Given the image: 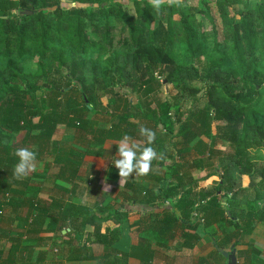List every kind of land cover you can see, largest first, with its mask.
Wrapping results in <instances>:
<instances>
[{
    "label": "trees",
    "instance_id": "trees-1",
    "mask_svg": "<svg viewBox=\"0 0 264 264\" xmlns=\"http://www.w3.org/2000/svg\"><path fill=\"white\" fill-rule=\"evenodd\" d=\"M197 1L199 4L184 0L181 6L165 5L157 13L149 0H73L70 8H62L61 0H0V213L11 196L8 205L13 209L29 207L25 224L28 234L43 226L44 217L50 218L51 226L67 216L68 222L62 223L61 228L68 226L71 231L82 232L91 226L95 243L112 249L120 234L109 232L106 223L114 220L122 224L128 215L99 204L95 210L76 204L65 208L62 200H54L55 209L51 206L41 211L45 216H34L39 209L36 191H32V196L29 177L16 179L13 175L19 158L11 140L23 132L25 136L37 132V140H51L60 126L85 133L92 139L90 144L99 146L107 140H118L123 134L134 136L140 126L131 124L129 119L139 115L141 118L142 110L127 102L120 115L121 124L89 128L84 118L90 111L87 104L95 109L101 105L102 97L123 102L119 87L125 88V93L148 95L153 86L162 87L158 81L162 78L176 93H169L158 109L149 110L151 119L147 120L149 116L143 113L146 119L141 124L154 126L155 130L164 126L165 134L155 137L151 145L163 156L153 162L163 165L173 157L177 145H171V138L191 145L200 155L199 167H213L218 162L222 172L218 186L224 192L221 196L232 195L229 208L233 219L239 217L236 208H241L242 199L253 198V204L247 207L251 210L248 220L252 221L261 196L259 190L264 187V161L249 157L252 150H264V0L253 4L251 0ZM207 41L214 43L213 51L221 57L210 60L205 71L192 69L194 76L189 74L190 79L187 78L174 55L177 45L182 42L185 52L197 62L205 55ZM105 53L110 72L101 75L96 66ZM27 57L36 64L35 72L25 70L22 62ZM108 78L112 79V89L107 88ZM196 79L204 85H198ZM205 88L202 97L207 105L180 122L177 130L172 113H179L182 104L190 100H201L197 96ZM74 92L81 101H74ZM33 118H38L37 122ZM213 121L225 122L222 135L213 133ZM218 141L228 143L233 152L217 150ZM82 159L83 154H64L58 162L57 179L72 184L80 178ZM170 169L174 170L172 166ZM214 175H219L217 169ZM243 177L250 178V187L241 186ZM258 179L261 182L257 189ZM174 190L167 191L164 198L174 197ZM219 198L215 192L211 206L223 210ZM228 224L234 228L231 236L237 239L248 229V225L234 220ZM12 246L6 260L0 251V264H33L30 259H19L23 251ZM111 252L118 254L114 249ZM130 256L133 254L122 255L123 259Z\"/></svg>",
    "mask_w": 264,
    "mask_h": 264
},
{
    "label": "crops",
    "instance_id": "crops-1",
    "mask_svg": "<svg viewBox=\"0 0 264 264\" xmlns=\"http://www.w3.org/2000/svg\"><path fill=\"white\" fill-rule=\"evenodd\" d=\"M111 141L109 145L103 144V158L85 156L84 162L87 165L84 169L89 167L88 172L93 173L90 177L94 175L96 179V203L101 208L120 210L128 215L122 224L114 220L106 223L109 232L117 231L120 234L112 247L118 254L114 255L111 248L95 243L93 227L87 226L81 232L71 231L66 226V230L59 231L64 238L58 246L60 256L53 259L46 256L48 250L52 249L45 240L35 247L36 258L26 259L24 253L22 259H30L33 264H228L224 252L230 254L234 249L238 264H264V187L259 190L261 196L256 201L258 207L253 212L252 221L248 220L247 214L251 210L247 207L253 204V198L249 201L242 199L241 208H236L239 217L233 219L229 208L232 195L221 196L224 192L218 186L222 181L218 162L215 161L213 167H199L200 155L197 149L191 145L190 148L177 146L176 152L172 153L173 157L166 159L163 165L158 161L153 162L148 175L139 176L134 173L121 182L118 169L113 164L118 158V141ZM171 166L174 170H169ZM216 169L219 175H214ZM80 171L81 175L82 167ZM55 181L57 185L60 180L55 178ZM250 181L249 177H243L241 186L250 187ZM70 185L69 195H73L74 187L79 186L75 180ZM172 189H175V196L164 198V194L167 191L170 193ZM215 192L220 196V204L225 209L211 206ZM48 196L42 199H50L47 208L53 207L54 200H62L65 208L67 203L71 204L65 195L53 192ZM44 218L45 223L50 221V218ZM68 219L63 216L58 220L62 224L68 222ZM229 220L248 225L241 238L232 237L234 228L228 224ZM102 231L104 233L105 230ZM0 251L4 252L2 256L6 260L9 256L7 249L1 247ZM129 253L133 256L123 259L122 255Z\"/></svg>",
    "mask_w": 264,
    "mask_h": 264
},
{
    "label": "rangeland",
    "instance_id": "rangeland-1",
    "mask_svg": "<svg viewBox=\"0 0 264 264\" xmlns=\"http://www.w3.org/2000/svg\"><path fill=\"white\" fill-rule=\"evenodd\" d=\"M257 0H251V4L255 3ZM192 4H199L197 0H191ZM62 8H70L74 4H69L65 2V0H61L60 3ZM213 12L216 17H218V13L216 10L213 9ZM232 17V16H231ZM234 17L236 19H239L238 15L234 13ZM218 19V18H217ZM208 27V25L206 26ZM163 30V29H162ZM165 30V29H164ZM165 31H162L164 34ZM205 35H209V31L207 29V32ZM204 36V35H203ZM202 36V38H204ZM186 46L181 42L177 45V49H175V58L177 63L179 64V67L183 73L187 74L186 77L190 79V75L194 76V73L192 72V69H199L200 72L206 70L207 64L210 62V60L219 59L221 57V54L215 53L213 51L214 43L212 41H207L205 43V47L203 50V53L205 55L199 57V59H196L197 62H193V58L191 55H188L185 52ZM92 52H97V50L93 49ZM199 53H196L197 56ZM108 54H102V60H100L99 63H97V68L99 70V73L102 75L103 73L110 72L109 64L105 61L107 59ZM196 63V64H195ZM22 64L25 67V70L27 72H35L36 71V64L31 58H26ZM233 66H235V63L233 62ZM90 68V66H89ZM225 69V67H224ZM90 70V69H87ZM118 79V78H117ZM199 79V78H198ZM196 79L194 82H196L198 85H204L200 80ZM161 82L162 87L158 88V86H153V91L148 94L144 95L143 93L138 92L137 94L133 95L131 93H125L126 89L123 87H119L120 90L118 92V95L120 96V100L123 102H119L116 98L114 100L113 98L108 97H102L100 98L101 105L96 107L95 109H92V105L89 103L87 106L90 107V111L84 114V118L89 123V128H109L113 125H119L121 124V113L123 112V106L127 102L131 104L132 107H136L137 110H142V117L135 116L129 119V122L135 126H143L142 121H144L145 115L143 113H146L148 116L150 111L158 109L159 105L164 103L169 93L175 94L176 91L172 89L171 85H168L167 82H165V79L160 78L158 80ZM112 79L108 78L107 80V88L112 89ZM122 86V85H120ZM202 87V86H201ZM205 87V86H204ZM260 89V88H259ZM262 90V89H260ZM206 93V88L201 91V93L198 94V98H201V100L195 101L190 100L185 104H182V108L179 109L180 112H173L172 113V121L176 122V129L179 130L180 122H185L189 117L190 114L197 113L201 108H204L207 105V100L203 98V94ZM262 97L264 98V90H262ZM74 101H81V98L79 97L78 93L74 92ZM120 105V106H118ZM150 110V111H149ZM152 115L147 117L148 119H151ZM35 122H37L38 118H33ZM147 122V121H146ZM139 127V128H140ZM152 130L155 131L156 136H162L165 134L164 126L160 125L158 129L155 130L154 126H146ZM213 133L217 135H222V133L225 130V122L223 121H213ZM134 131V130H133ZM26 132H23L21 134H18L16 136L12 137L11 144L17 150L18 148H24L27 147L37 153V159H36V168L35 171L31 172L27 177H29V185L28 187L31 189L30 193H32L33 190L36 191V201L39 202L37 204L39 209L34 211L35 214L42 213L41 211L47 208L50 204V199L42 200L44 198H47V196H51L53 192H55L57 195H65L67 199L71 201V204H76L78 206L84 207L85 209H94L99 203H96L98 201V196L96 195L94 185V175L91 179L90 175L93 173L88 172V168L84 169L87 164H85L84 159H82L81 167H82V174L80 175V179L75 180L78 183V188H76V192L73 195L64 194L61 190H69L71 188V185L68 182H64L60 180L58 184L56 185L55 178H57V172L59 171L58 162L61 161L64 154L68 152H72L75 156L79 154H83L84 158L85 156L90 157H104V147L99 145H92L90 142L92 139L90 137H86L85 133H82L78 131L77 129H71L66 126H60L56 133L52 136L51 140H37L38 133L35 132L31 136H25ZM125 134L121 135L122 138ZM132 138L135 137V141L147 143L146 139L140 135L137 131H134V136H131ZM120 138V139H121ZM91 139V140H90ZM119 139V140H120ZM116 140V141H119ZM175 138H171V145H173V142L176 143L178 147L181 148H190L189 146H186V144L175 141ZM205 141H207L205 139ZM110 142H113L111 140L105 141V144L109 145ZM113 145V144H112ZM169 145V143H168ZM113 145L112 147H114ZM111 147V148H112ZM217 150H221L222 152H225L228 154L233 152L232 147L229 146L228 143H223L221 141H218V145L216 146ZM249 157L252 160H258V161H264V150L260 149V152L252 150L249 152ZM15 168V167H14ZM26 177V178H27ZM24 179V178H23ZM92 181H91V180ZM91 181V184H88V182ZM258 183L261 182V179L257 180ZM256 183V182H255ZM257 183V184H258ZM33 196V193H32ZM31 196V197H32ZM48 196V197H49ZM14 198V197H13ZM30 198V197H29ZM34 198V197H33ZM8 202L11 200V196H8L7 198ZM15 199V198H14ZM73 202V203H72ZM67 203V206L71 205ZM8 203L3 205L1 208V216L0 219V248L7 249V254H9V250L13 247L12 245H17L20 248V251H23L24 257L30 258H36L37 251H35V247L42 242H45L50 245V249L48 250V253L46 256L49 259L55 258V256H60V249H58L59 245L61 244L62 240L64 239L60 232L61 230H66L65 227L62 224H60V219L53 223V225L48 226V223L43 224L41 228H37L33 234H28L29 228L25 226L27 222L28 217V206H22L18 210L13 209L14 207L11 205H8ZM66 206V207H67ZM46 210V209H45ZM62 215V214H61ZM60 224V225H59ZM87 227V226H86ZM60 229V230H59ZM44 230H48V232H44ZM30 231V230H29ZM45 233L46 235L44 236ZM34 238H40V242L34 241ZM57 248V249H56ZM56 249V251H54ZM23 254H19V259L22 258ZM85 254V251H84ZM33 258L31 260H33Z\"/></svg>",
    "mask_w": 264,
    "mask_h": 264
},
{
    "label": "clouds",
    "instance_id": "clouds-1",
    "mask_svg": "<svg viewBox=\"0 0 264 264\" xmlns=\"http://www.w3.org/2000/svg\"><path fill=\"white\" fill-rule=\"evenodd\" d=\"M184 0H149V4L157 13H160L163 6H181ZM139 133L146 139L147 144L135 141L131 136L125 134L118 142V158L113 164L118 169L121 182L135 173L139 176H146L152 169L153 161L162 158L163 154L158 153L151 145L155 141L154 130L141 126ZM16 156L19 158L14 168L13 175L16 179L26 178L35 171L37 153L27 147L18 148Z\"/></svg>",
    "mask_w": 264,
    "mask_h": 264
},
{
    "label": "water",
    "instance_id": "water-1",
    "mask_svg": "<svg viewBox=\"0 0 264 264\" xmlns=\"http://www.w3.org/2000/svg\"><path fill=\"white\" fill-rule=\"evenodd\" d=\"M65 2L72 4L73 0H65ZM29 13L30 12H25V14H29ZM165 82H167V80ZM224 256L228 260V264H238L236 252L234 249L230 252V254H226V252H224Z\"/></svg>",
    "mask_w": 264,
    "mask_h": 264
},
{
    "label": "built area",
    "instance_id": "built-area-1",
    "mask_svg": "<svg viewBox=\"0 0 264 264\" xmlns=\"http://www.w3.org/2000/svg\"><path fill=\"white\" fill-rule=\"evenodd\" d=\"M93 178V176H91V179ZM8 198V197H7ZM8 200V199H7ZM6 200V203H9L8 201Z\"/></svg>",
    "mask_w": 264,
    "mask_h": 264
}]
</instances>
